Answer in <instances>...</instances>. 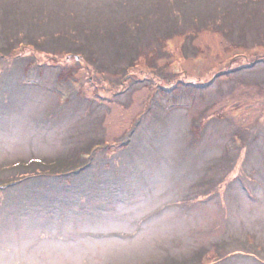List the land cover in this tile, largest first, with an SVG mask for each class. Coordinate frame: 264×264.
<instances>
[{
  "label": "rangeland",
  "instance_id": "obj_1",
  "mask_svg": "<svg viewBox=\"0 0 264 264\" xmlns=\"http://www.w3.org/2000/svg\"><path fill=\"white\" fill-rule=\"evenodd\" d=\"M8 9L0 264H264V0Z\"/></svg>",
  "mask_w": 264,
  "mask_h": 264
},
{
  "label": "trees",
  "instance_id": "obj_2",
  "mask_svg": "<svg viewBox=\"0 0 264 264\" xmlns=\"http://www.w3.org/2000/svg\"><path fill=\"white\" fill-rule=\"evenodd\" d=\"M138 3V2H137ZM5 15H3L2 16V18L0 17V22H6V23H10L11 22V20L12 19H10V18H12V15H10V16H8V13H11V11L8 9L7 11H4L3 12ZM12 14V13H11ZM14 25H8L7 27H13V28H18L17 26H15V25H17V24H20V23H13ZM81 25V27H79V28H77V30H76V32L74 33V34H76L77 32H81L85 37H87L88 35L89 36H95V30H96V28H97V26H98V23H93V22H90L89 20H87V22L85 23L84 21L80 24ZM12 31V30H11ZM41 33V36H45V33H43V32H40ZM11 36H13V34H8V35H6L5 34V38H6V40H9V37H11ZM51 37V36H50ZM46 38V37H45ZM56 38H60V39H63V37L60 35V36H57ZM55 39V38H54ZM12 42L10 43V44H13L15 41H19V44H27V43H29V44H33V46H35L36 44H35V42H33V41H28V42H25V41H23V40H17V39H12L11 40ZM73 41V44L75 43V40H72ZM114 43H115V41L113 40V41H107V44H109V45H113L114 46ZM125 44H126V47L129 45V42L128 41H125ZM61 47H62V45H61ZM81 47H82V49L83 48H85L86 50H88L89 49V46H84V45H81ZM68 48H78V49H80L79 47H75L74 45H70V47H68ZM69 49V51H71ZM82 49H80V50H82ZM83 52V51H82ZM83 54H84V56H80V57H82V58H85V57H90V55L89 56H87V54L86 53H84L83 52ZM135 53H132V52H130L129 54H127V53H125V52H122V51H116V60H115V63H114V65L115 66H119V64L120 65H123V62H124V64L125 63H129V62H131V57L134 55ZM69 55H75V56H78L77 55V53L76 54H73V53H70ZM19 57H15L14 59H15V61H17V59H18ZM101 63H102V65H103V60L101 61ZM95 66H98V67H100V65H96V64H94ZM117 67H116V69H117ZM88 161V160H87ZM87 161H86V163H87ZM22 162H20V160L19 161H17V163H15L16 165L17 164H21ZM35 163V162H34ZM86 163H84V164H82V165H80V166H78L77 167V170H75V171H78V170H81V169H83V167H84V165L86 164ZM29 164V163H28ZM28 164H27V166H28ZM36 164V163H35ZM30 165V164H29ZM22 166V165H21ZM36 167L37 166H31V167H29V168H27V167H21V168H18L19 170H18V172H30V173H35L36 172ZM62 169L64 168V167H61ZM20 169H22V171H20ZM70 173H75L74 172V170L73 169H67ZM35 171V172H34ZM54 173H58V172H54ZM36 174H37V172H36ZM38 176H40V175H38ZM4 188H2V189H4L5 190V186H3ZM9 188H13V187H10L9 186ZM59 188V187H58ZM60 188H63V187H60ZM64 189V188H63Z\"/></svg>",
  "mask_w": 264,
  "mask_h": 264
}]
</instances>
